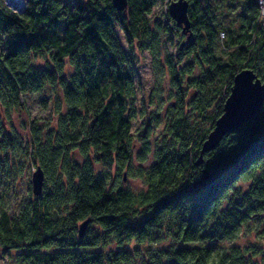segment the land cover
<instances>
[{
    "label": "trees",
    "instance_id": "16d2710c",
    "mask_svg": "<svg viewBox=\"0 0 264 264\" xmlns=\"http://www.w3.org/2000/svg\"><path fill=\"white\" fill-rule=\"evenodd\" d=\"M171 1L118 10L112 0H24L20 12L0 0V251H16L17 264H264V100L197 162L235 74L264 78L259 4L187 0L183 31ZM158 4L166 21L151 20ZM167 36L175 55L163 50ZM136 51L165 72L174 98L152 162L133 169L139 191L120 176L132 168ZM35 94L48 113L23 137L11 116ZM149 154L144 141L139 161ZM38 165L45 179L34 195L27 172Z\"/></svg>",
    "mask_w": 264,
    "mask_h": 264
},
{
    "label": "rangeland",
    "instance_id": "374dc122",
    "mask_svg": "<svg viewBox=\"0 0 264 264\" xmlns=\"http://www.w3.org/2000/svg\"><path fill=\"white\" fill-rule=\"evenodd\" d=\"M165 4H158L152 14L151 20L159 17L166 21L165 17ZM117 35L120 39L123 49L127 52L128 46L123 31L116 26ZM175 33V32H174ZM172 39L177 40L178 35L172 34ZM164 51L170 55H175V46L171 44L168 36L164 37ZM133 77L136 87V105L135 116L132 119L131 134L133 139V160L132 168L130 170L120 171V176L124 178L121 180V186L139 191L142 187V181L133 176V169L140 164L148 165L152 162L153 148L158 140H160L164 133V120L169 111V105L174 102L173 89L169 85V78L164 71L155 69L152 63L151 55L147 52H135V57L131 63ZM163 69V68H162ZM161 70V71H160ZM67 74L72 72V67L67 63ZM164 72V73H163ZM44 95H31L21 99L22 106L15 111L12 116V127L23 137L27 135L28 123L33 119L42 121L47 116L48 109L42 105L41 101ZM144 141L150 146V154L146 162H140L139 156ZM74 157L81 161L83 157L78 153ZM96 172L102 171V166L98 162H94ZM35 169L32 168L27 174L31 177V172ZM111 176L116 177L114 169L110 171ZM16 194L20 198H24L27 193L28 176L22 180L18 179L16 183ZM254 234L241 235L237 242L243 243L247 238L252 239ZM166 246L168 243H162ZM264 248V244H263ZM16 251H11V254L3 253L0 251V264H17L15 257ZM262 261V260H261Z\"/></svg>",
    "mask_w": 264,
    "mask_h": 264
},
{
    "label": "water",
    "instance_id": "95a60500",
    "mask_svg": "<svg viewBox=\"0 0 264 264\" xmlns=\"http://www.w3.org/2000/svg\"><path fill=\"white\" fill-rule=\"evenodd\" d=\"M7 4L17 11H23L24 1L6 0ZM114 7L125 10L127 0H112ZM170 17L182 27L183 31L189 28L187 0H172L168 4ZM264 60V55H263ZM264 100V78L260 79L251 68H243L237 72L233 79L230 93L223 105V113L215 120L213 129L202 142L198 163L202 162L203 154L216 148L225 133L233 131L251 119L258 112ZM44 171L38 165L31 172V190L34 195H39L44 186ZM88 219L79 224V236L85 233Z\"/></svg>",
    "mask_w": 264,
    "mask_h": 264
},
{
    "label": "built area",
    "instance_id": "2783aa9c",
    "mask_svg": "<svg viewBox=\"0 0 264 264\" xmlns=\"http://www.w3.org/2000/svg\"><path fill=\"white\" fill-rule=\"evenodd\" d=\"M18 1V0H16ZM23 0H19L18 2H21L22 3ZM258 4H259V7H260V13H261V16H262V27L264 29V0H257Z\"/></svg>",
    "mask_w": 264,
    "mask_h": 264
},
{
    "label": "bare ground",
    "instance_id": "6f19581e",
    "mask_svg": "<svg viewBox=\"0 0 264 264\" xmlns=\"http://www.w3.org/2000/svg\"><path fill=\"white\" fill-rule=\"evenodd\" d=\"M19 1V0H18ZM24 1V0H23Z\"/></svg>",
    "mask_w": 264,
    "mask_h": 264
}]
</instances>
